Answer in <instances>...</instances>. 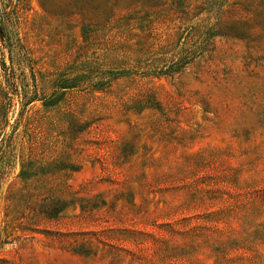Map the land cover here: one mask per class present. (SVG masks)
<instances>
[{
    "label": "rangeland",
    "instance_id": "rangeland-1",
    "mask_svg": "<svg viewBox=\"0 0 264 264\" xmlns=\"http://www.w3.org/2000/svg\"><path fill=\"white\" fill-rule=\"evenodd\" d=\"M0 264H264V0H0Z\"/></svg>",
    "mask_w": 264,
    "mask_h": 264
},
{
    "label": "trees",
    "instance_id": "trees-1",
    "mask_svg": "<svg viewBox=\"0 0 264 264\" xmlns=\"http://www.w3.org/2000/svg\"><path fill=\"white\" fill-rule=\"evenodd\" d=\"M57 202L60 204V206H58V203L54 204L53 206H51L50 209H46V213H50V214H57L61 209H62V204H63V201H59L57 200ZM77 252H80L81 254H89V251H83L82 249H77Z\"/></svg>",
    "mask_w": 264,
    "mask_h": 264
}]
</instances>
